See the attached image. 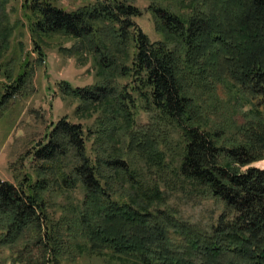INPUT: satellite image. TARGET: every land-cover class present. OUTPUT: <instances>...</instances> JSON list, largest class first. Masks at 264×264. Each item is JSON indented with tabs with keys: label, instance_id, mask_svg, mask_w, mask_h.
<instances>
[{
	"label": "trees",
	"instance_id": "trees-1",
	"mask_svg": "<svg viewBox=\"0 0 264 264\" xmlns=\"http://www.w3.org/2000/svg\"><path fill=\"white\" fill-rule=\"evenodd\" d=\"M150 1L157 42L132 21L141 15L134 5L112 0L67 12L48 0H25L24 10L37 18L35 35L86 40L102 72L134 82L132 107L140 103L149 121L135 130L124 93L107 102L114 88L105 82L85 90L64 84L66 94L107 114L95 132L94 158L86 151L91 132L61 119L34 151L40 179L17 186L0 179V264H60L76 249L126 264H264V169L252 166L264 159V0H184L183 13L173 8L182 0ZM212 94L224 103L235 95L247 109L218 120L205 106ZM115 120L125 126L127 152L157 169L168 165L161 141L178 138L171 172L221 206L208 229L155 206L159 183L147 188L122 154L105 151ZM54 184L82 191L72 214L57 221L44 198Z\"/></svg>",
	"mask_w": 264,
	"mask_h": 264
},
{
	"label": "rangeland",
	"instance_id": "rangeland-1",
	"mask_svg": "<svg viewBox=\"0 0 264 264\" xmlns=\"http://www.w3.org/2000/svg\"><path fill=\"white\" fill-rule=\"evenodd\" d=\"M48 1L62 10L72 12L83 7L107 4L112 0ZM115 1L137 7L141 15L132 18V21L151 42L162 40L149 11L152 1ZM24 4L25 0H8L0 5V99L7 94L6 90H10V86L16 85L18 77L23 78L20 88L8 95L0 105V179L16 186L27 177L32 178L33 183L41 178L42 163L33 158L34 151L46 143L51 127L61 119L79 124L87 134L91 132L86 140V151L90 158H94L95 132L99 130V125L107 114L102 111V105L83 103L66 94L62 91L64 84L72 89L85 90L105 82L114 88L107 102L112 103L114 96L124 93L123 103L132 114L135 130L149 121L147 114L139 108L140 103L137 102V109L132 107V102L137 98L131 90L134 82L130 78L117 71L102 72L86 40H76L60 34L35 35L31 28L37 18L24 10ZM184 4L185 1L182 0L181 4H176L173 8L183 13L186 11ZM102 24L106 27L105 23ZM218 91L219 96L225 98V90ZM234 98L236 102L224 103L223 98L219 99L212 94L205 98V106L219 112L218 120L227 119L234 110L247 109L237 96L234 95ZM122 124V121H114L109 136L102 142L105 151L122 154L123 160L133 169L135 179L144 182L147 188L159 183L157 186L162 200L156 202L155 206L169 210L182 221L208 229L221 212V206L171 172L175 166L174 156L178 152V138L172 133L169 141H161V151L165 154V164L168 165L157 169V165L152 162L127 152V139L121 135L125 130ZM65 162V171L68 172L72 163L70 159ZM252 166L264 169V159ZM55 188L57 185L54 184L44 198L46 213L50 219L57 221L72 214L71 208L82 198V191ZM72 254L75 255L73 259L63 260L60 264H126L109 254L97 256L84 249H76Z\"/></svg>",
	"mask_w": 264,
	"mask_h": 264
}]
</instances>
